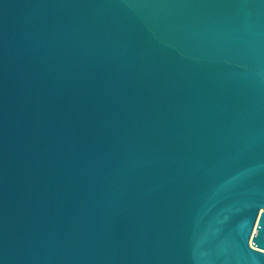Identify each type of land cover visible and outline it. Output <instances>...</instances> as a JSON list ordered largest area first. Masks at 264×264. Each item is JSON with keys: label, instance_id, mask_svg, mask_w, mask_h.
Returning a JSON list of instances; mask_svg holds the SVG:
<instances>
[{"label": "water", "instance_id": "water-1", "mask_svg": "<svg viewBox=\"0 0 264 264\" xmlns=\"http://www.w3.org/2000/svg\"><path fill=\"white\" fill-rule=\"evenodd\" d=\"M0 264H264V0H0Z\"/></svg>", "mask_w": 264, "mask_h": 264}]
</instances>
